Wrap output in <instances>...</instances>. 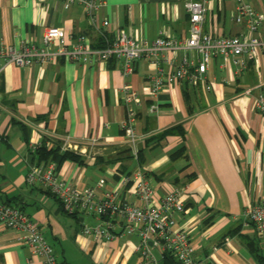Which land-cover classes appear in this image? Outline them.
<instances>
[{"label": "crops", "instance_id": "0c3cea01", "mask_svg": "<svg viewBox=\"0 0 264 264\" xmlns=\"http://www.w3.org/2000/svg\"><path fill=\"white\" fill-rule=\"evenodd\" d=\"M187 1L102 0L92 23L80 4L65 8L58 0H0V50L41 45L50 27L84 34L95 46L103 31L112 37L118 29L139 40L153 41L160 30L184 39L189 34ZM252 3L264 14V0ZM233 10L230 0H211L204 31L217 37L239 35L244 27L234 22ZM105 20L108 28L103 27ZM258 35L264 40V23ZM183 56L179 53L178 60ZM119 64L113 59L91 65L57 59L17 67L0 59V201L39 223L58 264H138L137 237H84L83 227L96 225L97 218L68 215L53 195L26 184L30 166L40 164L30 143L53 146L67 139L89 151L81 155L83 164L58 165L64 181L80 189L96 188L98 198L120 190L122 199L137 203L133 183L138 173L147 176L157 198L179 188L185 212L177 228L189 233L197 258L213 264H257L245 242L255 239L264 251V239L243 220L249 206L264 203V114L256 108L257 96L264 94V51L258 70L249 60L237 76L231 65L224 68L215 59L205 81L176 83L156 96L149 92L154 71L148 60L138 61L127 78ZM207 83H212L211 91ZM126 85L140 94L138 158L122 131ZM125 177L132 180L122 187ZM100 181L103 187H98ZM19 237L0 224V264H43ZM153 253L161 263L164 253Z\"/></svg>", "mask_w": 264, "mask_h": 264}, {"label": "built area", "instance_id": "2783aa9c", "mask_svg": "<svg viewBox=\"0 0 264 264\" xmlns=\"http://www.w3.org/2000/svg\"><path fill=\"white\" fill-rule=\"evenodd\" d=\"M58 1L63 2L65 8L82 5L92 23H96L97 12L102 6V0ZM210 1L190 0L184 4L189 18V34L184 39H176L160 30L153 41L139 40L127 31L118 29L112 37L103 31L102 44L95 46L84 34L75 36L61 28L50 27L45 31L41 45L23 43L20 49H2L0 59L17 67L43 66L57 59L80 65H91L96 61L107 63L113 59L121 62L120 69L126 78L135 72L138 61L146 59L154 71L150 76L149 88L152 96L176 83L196 85L205 81L215 59H220L224 68L231 65L237 76L246 71L249 60L258 70L260 52L264 51V40L258 35L264 23V14L254 7L252 0H230L234 5L232 18L244 29L236 36L217 37L203 28ZM109 26L110 22L105 20L103 27ZM179 53L184 55L182 60L177 58ZM206 89L211 91L212 83H207ZM123 92L126 113L122 121L123 137L134 157L138 158L140 136L136 131V120L140 94L129 85L124 86ZM256 108L264 114L262 93L256 98ZM150 110L157 111V106H151ZM64 141L62 151L86 155V151L79 150L78 145H72L67 139ZM29 146L35 153L40 144L31 142ZM25 180L27 185L53 195L66 214L97 218L96 225L83 227L82 236L96 241L137 237L138 264H161L153 249L171 254L177 264H213L208 259L197 258L189 233L177 228L185 212V200L179 188L173 187L162 198H157L147 176L138 173L134 178L133 193L139 203L122 199L120 190H109L98 198L96 188L80 189L64 181L58 174L55 162L30 166ZM131 180L129 177L123 178L122 187H126ZM103 186L104 181H100L98 187ZM0 224L20 234L19 240L29 247L33 257H40L43 264H58L54 248L44 237L39 223L19 208L0 201ZM243 224L254 226L257 235L264 239V203L249 206L244 212Z\"/></svg>", "mask_w": 264, "mask_h": 264}, {"label": "trees", "instance_id": "16d2710c", "mask_svg": "<svg viewBox=\"0 0 264 264\" xmlns=\"http://www.w3.org/2000/svg\"><path fill=\"white\" fill-rule=\"evenodd\" d=\"M102 44L99 41V46ZM58 143V144H57ZM183 150V149H182ZM35 158L38 163L55 162L58 165H62L66 161H73L79 164H83V157L72 151H62V142L56 141V145L48 146L46 142H42L37 148ZM245 246L257 264H264V251L260 246V242L255 239H248L245 242ZM161 264H177L175 259L169 253H164Z\"/></svg>", "mask_w": 264, "mask_h": 264}, {"label": "rangeland", "instance_id": "374dc122", "mask_svg": "<svg viewBox=\"0 0 264 264\" xmlns=\"http://www.w3.org/2000/svg\"><path fill=\"white\" fill-rule=\"evenodd\" d=\"M64 143H65V141L62 142V146H63ZM72 145H77V144L72 143ZM97 147H98V146H97ZM87 148H88V147L85 146V145H83L82 147L78 145V149H79V150L85 149V151L88 152L89 150H88ZM89 148H90V151H92V150L95 149V147H93V146H90Z\"/></svg>", "mask_w": 264, "mask_h": 264}]
</instances>
